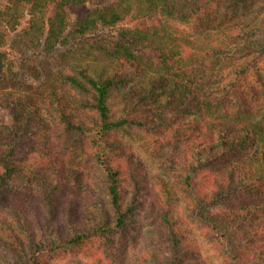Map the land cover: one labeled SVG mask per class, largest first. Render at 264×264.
<instances>
[{
  "label": "trees",
  "instance_id": "trees-1",
  "mask_svg": "<svg viewBox=\"0 0 264 264\" xmlns=\"http://www.w3.org/2000/svg\"><path fill=\"white\" fill-rule=\"evenodd\" d=\"M18 35L70 45L48 115L17 94ZM0 109V264H118L75 253L115 234L155 264H205L195 230L264 264V0H0ZM141 132L166 175L130 149ZM96 184L98 213L81 211Z\"/></svg>",
  "mask_w": 264,
  "mask_h": 264
},
{
  "label": "rangeland",
  "instance_id": "rangeland-1",
  "mask_svg": "<svg viewBox=\"0 0 264 264\" xmlns=\"http://www.w3.org/2000/svg\"><path fill=\"white\" fill-rule=\"evenodd\" d=\"M255 9V8H253ZM29 17V15H27ZM27 18V17H26ZM22 28V26H21ZM19 29L13 32L14 37L17 35ZM18 40L23 38L25 42V47L23 50L25 52L23 53H14L13 58V68L14 71L17 73L18 77H16L18 81V89L17 94H22L21 91L26 92L29 96H24L25 100L24 103H27L25 109H39L41 112H45L46 115H48V112H46V107L48 105V99H47V93L50 89L52 83L57 84L59 83V77L60 73L64 71L66 68L64 67V64L61 63L62 59L66 56L67 51L66 49L70 45H61L57 47L55 50H46L43 47H35V46H29V43L27 45L24 37H21L20 35L17 36ZM21 61V62H20ZM19 63V64H15ZM22 65L25 66V69L22 68ZM46 95V96H44ZM12 116L10 114V111L7 109H0V121L6 120V121H12ZM54 140L56 142L61 141L58 140L55 136H53ZM148 136H146L145 133H142L136 138L132 139L129 138L128 140L131 143L130 149L135 152V155L137 158L142 160L145 165L150 170L151 175L157 176V174L160 175H166L164 169H162V163L160 165L159 160L151 155L152 150V144H150L148 140ZM165 162L163 167L165 166ZM177 177V173H174L172 175L171 179L172 181L175 180ZM170 178V176H168ZM98 186V192L94 195H89V193H84L80 197V205L79 209L83 212H95L98 213V208L94 206V203L99 201V192H100V185L96 184ZM180 200V199H179ZM35 203L37 200H34ZM181 203H183V199L180 200ZM255 202H264V195H262L258 200H254ZM146 225L147 223L144 222ZM158 222H152L151 225L154 226ZM191 234L195 235L197 237V241L200 245L201 252L199 255H191L192 258L196 257H204L205 258V264H233V260L229 258L226 255H223L221 252L217 250V247L215 246L214 242L207 241L203 239L200 232L195 230L191 232ZM112 240V238H114ZM114 237L111 239H106L105 237H96L89 242H86L82 244V248L79 249L78 253L79 255H84L85 257H91L95 254H100L99 249H104L105 247L109 249L110 254L108 255V258H112L115 263L118 264H134L138 263V256L139 252L142 251V253L146 256H148V262L147 264H155L154 261L150 258L151 253L146 252V250H140V246L134 247L130 245L131 238L130 236H126L123 239H120V235L115 234ZM152 238L151 236H148L147 242H146V248L152 247L151 241L149 240ZM104 239V240H102ZM101 240V241H100ZM107 241V242H106ZM153 243L158 244H164V240H160L157 242V239L154 238L152 240ZM157 244V245H158ZM100 246V248H99ZM143 249V248H142ZM73 255L72 252H68L67 255ZM102 254V253H101ZM190 255L188 256V258ZM67 259H70L69 257H66ZM57 262L61 263L62 259L58 257L56 259ZM71 260V259H70ZM65 262H62V264ZM201 264V263H198Z\"/></svg>",
  "mask_w": 264,
  "mask_h": 264
}]
</instances>
